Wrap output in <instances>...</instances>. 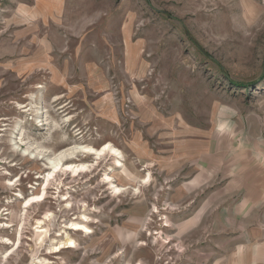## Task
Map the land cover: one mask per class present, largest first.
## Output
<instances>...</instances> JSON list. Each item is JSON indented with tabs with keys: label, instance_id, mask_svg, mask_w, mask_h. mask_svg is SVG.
Returning <instances> with one entry per match:
<instances>
[{
	"label": "rangeland",
	"instance_id": "obj_1",
	"mask_svg": "<svg viewBox=\"0 0 264 264\" xmlns=\"http://www.w3.org/2000/svg\"><path fill=\"white\" fill-rule=\"evenodd\" d=\"M108 144L125 172L111 157L60 171L49 198L24 208L56 155L90 166L74 148ZM106 175L132 188L116 197ZM262 178L264 0H0V222L13 225L0 240L22 233L8 259L14 247L0 243V264H244L240 235L264 225V204L248 220L219 215L242 204L217 194ZM195 180L209 183L179 198ZM51 213L52 239L83 215L92 234L69 231L78 247L47 254L35 223Z\"/></svg>",
	"mask_w": 264,
	"mask_h": 264
},
{
	"label": "bare ground",
	"instance_id": "obj_2",
	"mask_svg": "<svg viewBox=\"0 0 264 264\" xmlns=\"http://www.w3.org/2000/svg\"><path fill=\"white\" fill-rule=\"evenodd\" d=\"M32 107L33 106H31V108ZM28 109H30V108H28ZM17 127H18V125H17ZM16 143L17 142H15V146H17ZM111 145L108 144V145L104 146L101 149L90 148V146L89 147H86V146L85 147H83V146L81 147L80 146V147L74 148L75 151H77V150L79 151L80 150V152L83 155L95 157L93 164L90 165V166L86 165V164H82V165H68V166L64 167L63 162H64V160L66 158H68V156L71 153V150H66V151L61 152L59 155H56L53 159H51L49 161L50 162V166H51V172L48 174L47 178H45L47 183L45 185V188L43 189L42 195H38V196L32 197L30 199H25L24 208L28 209V208L33 207L34 204H41V203L46 201L47 197L49 198V196H48V190L49 189L48 188L51 185L52 181L56 180L57 174L60 171H62V172L65 171V172H68V173L70 172V173L74 174L75 176H80L81 174L87 173L88 171L92 170V168H94V166L99 165L100 161L103 160L104 158L111 157L113 159V161H114V166L116 167V169H120V170L123 169V172H125V164H124L122 153L119 150H117L116 148H114L113 146H111ZM19 147L21 148L20 145H19ZM19 147L18 146L16 147L17 150L20 149ZM74 150H72V151H74ZM26 154H29L30 156L32 155V153L30 152L29 148L25 149L23 151L22 155H26ZM35 155H37V154H33L32 156H35ZM103 181L106 184L109 185V187H110L109 189L112 190L114 196H116V197H119L124 192H127L128 189H130V187L132 188V186H130V185H129L128 188H127L128 185L127 186L118 185L117 181L114 178H112L111 176H109V175H106ZM150 181H151V178H150V175H148L147 178H144L141 181V185L134 186V187H139L138 191H140V192H138V193L141 194V189L140 188L142 186H148L150 184ZM8 186H13V184L10 183V184H8ZM133 191H134V189L132 190V192ZM19 198H22V196H19ZM70 207H71V204H68L67 208H70ZM151 213L152 214H157L158 213L157 208H154L151 211ZM25 214H27V213H25ZM25 214H24V216H25L24 224L22 226H26L25 225V223H26V215ZM138 215H144V213L140 212V213H138ZM53 217H54V215H52V213H51L49 215H45L43 220H37V222L35 223L36 224L35 231H36V233L41 235L39 240H38V244H40V245L45 244L47 238H50L51 244L46 249L48 251L47 254L57 255V254H61L64 250H72V249L74 250V249H76L78 247L77 241L72 238V235H70L69 231H72V232H75V233H83L85 235L92 234L91 229L87 226V224L90 223L92 220L90 219V217H88L86 215H83L82 218H81V222L72 221V222H69L64 227L63 233L62 234L59 233L60 234L59 237H62L61 240L52 239L51 236H50V233H49L51 231L50 230L51 228L49 229V227L47 226V222H50L53 219ZM149 220H150L149 217H147L145 219V222L142 224V228L143 229L146 228V226L148 225V221ZM4 221H8V220H4ZM168 225H169V221H165V226H168ZM11 227H13V225H11L8 222H0V228H11ZM23 229L24 228H21V230H23ZM140 230H142V229H140ZM61 231L62 230H60V232ZM142 231H144V230H142ZM19 232H18L19 239L17 241V244L13 243L15 240L12 242L10 239H7V238H5V239L2 238L0 240V243L6 244V245H12L14 247V249L12 251H10L9 253L6 254L5 259L6 258L8 259L10 256L13 255V253L17 249L20 248V245L22 244V241H21L22 233H19ZM137 246H140V244L139 245L137 244ZM141 246H144V245H141ZM120 255H122V252L116 254L115 257L118 258ZM32 264H54V263H51L49 260H46L44 258L37 257V258H34ZM138 264H143V263L139 262Z\"/></svg>",
	"mask_w": 264,
	"mask_h": 264
},
{
	"label": "crops",
	"instance_id": "obj_3",
	"mask_svg": "<svg viewBox=\"0 0 264 264\" xmlns=\"http://www.w3.org/2000/svg\"><path fill=\"white\" fill-rule=\"evenodd\" d=\"M208 155H212V153L205 154V157L201 158L197 164H201L205 167H207L204 162H207ZM207 156V157H206ZM207 172V170H205ZM208 173V172H207ZM211 175V172H209ZM209 175V176H210ZM208 176V177H209ZM196 182V183H195ZM209 182L206 180L201 181L195 180L189 183L188 191H184L182 193L179 192V198H188V194L191 192L189 191L192 187H194V190L196 189H202L204 188ZM199 185V186H198ZM233 194L235 196V199L229 200L228 197H233L230 194ZM219 195V196H218ZM218 196V202L220 201L221 204H228L232 201L234 202L237 199H240L238 202L242 204V211H237L234 213L227 211L225 209L220 213L219 215H241L242 218H253L257 214L256 208H258L259 205L264 204V178L262 180L260 179L257 183H254L253 185L248 186H241V189L239 191H229L228 187L224 188L221 192L217 194ZM210 197V195H209ZM202 216V215H201ZM192 219V218H191ZM188 220L187 222H189ZM241 237H246L247 243L244 242L241 243L240 246V254L243 252L248 254L247 262L244 264H264V225H253V224H245L243 227V232L240 235ZM200 264H203L202 259L199 260ZM216 264V263H215ZM233 264V263H232Z\"/></svg>",
	"mask_w": 264,
	"mask_h": 264
}]
</instances>
